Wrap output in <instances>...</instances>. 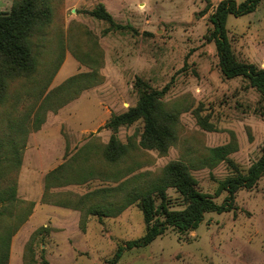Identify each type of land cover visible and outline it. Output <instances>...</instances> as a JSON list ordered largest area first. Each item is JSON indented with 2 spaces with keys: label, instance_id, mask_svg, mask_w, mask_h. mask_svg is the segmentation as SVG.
Instances as JSON below:
<instances>
[{
  "label": "rangeland",
  "instance_id": "374dc122",
  "mask_svg": "<svg viewBox=\"0 0 264 264\" xmlns=\"http://www.w3.org/2000/svg\"><path fill=\"white\" fill-rule=\"evenodd\" d=\"M12 1L0 0V12ZM219 1L52 0L51 22L32 36L35 69L13 78L0 104V155L14 143L12 165L0 177V187L8 179L15 185L14 199L0 202L7 207L0 234H11L5 264H110L120 244L145 233V223L136 204L115 212L121 189L96 190L140 172L157 174L170 160L217 145L235 146L229 157L241 170L261 155L264 100L243 77H224L214 43L206 40ZM98 4L129 27L114 29L90 15ZM226 26L235 55L264 68V0L251 13L229 15ZM79 73H93L94 83L60 107L58 87ZM136 77L156 89L168 85L164 100L182 109L177 138L164 154L135 148L110 163L104 123L135 103ZM196 114L213 129L203 128ZM140 131L135 123L116 136L126 143ZM191 172L220 203L224 193L215 190L231 173L227 163ZM94 205L113 213L92 215ZM60 207L75 213L60 216ZM116 264H264V174L236 192L235 209L206 212L187 236L168 228L145 246L123 250Z\"/></svg>",
  "mask_w": 264,
  "mask_h": 264
},
{
  "label": "trees",
  "instance_id": "16d2710c",
  "mask_svg": "<svg viewBox=\"0 0 264 264\" xmlns=\"http://www.w3.org/2000/svg\"><path fill=\"white\" fill-rule=\"evenodd\" d=\"M260 2L261 0H220L208 16L210 28L206 40L214 43L218 65L224 77H243L264 100V68L240 60L235 55L226 26L229 15L251 13ZM88 12L107 22L111 28L129 27L117 23L103 4H98ZM51 18L52 0H13L8 11L0 12V104L6 100L8 85L13 78L29 75L34 71L36 58L32 49V36L36 31L46 28ZM94 79L93 73H79L67 78L58 87L60 107L93 84ZM134 88L137 93L135 103L125 111L111 114L104 123V127L111 131L104 150V157L110 163L117 162L135 148L152 149L164 154L177 138L182 109L164 100L168 85L156 89L142 78L136 77ZM196 118L203 128L213 129L210 122L199 114H196ZM135 123L141 124V131L129 136L126 143L121 142L116 136L118 129ZM135 135L139 137L137 142L134 140ZM7 145L5 156L0 155V177L8 173L13 161L14 143L8 141ZM234 150L235 146L231 144L208 147L188 159L170 160L157 174L140 172L117 186L96 190L121 189V203L115 208V212L136 204L145 223V233L120 244L110 264L118 262L123 250L145 246L168 228L187 236L189 231L197 228L206 212L221 213L235 209L236 192L251 189L264 174V147L261 155L246 170H241L229 157ZM221 161L227 163L231 173L218 181L215 196L224 193L222 201L218 203L213 195L198 188L191 169L212 168ZM7 181L0 187V202H7L6 205L15 195V185L9 183L10 179ZM169 188L173 189L175 196L168 193ZM6 205L0 206V215L5 214ZM89 213L107 217L113 212L107 205H94L89 208ZM10 235L8 229L0 234V248L3 250L0 264L6 263Z\"/></svg>",
  "mask_w": 264,
  "mask_h": 264
},
{
  "label": "crops",
  "instance_id": "0c3cea01",
  "mask_svg": "<svg viewBox=\"0 0 264 264\" xmlns=\"http://www.w3.org/2000/svg\"><path fill=\"white\" fill-rule=\"evenodd\" d=\"M73 212H74L73 210L60 207V213L63 214V215H60V216H66V215L71 214Z\"/></svg>",
  "mask_w": 264,
  "mask_h": 264
}]
</instances>
